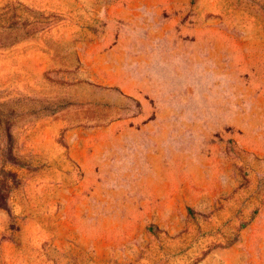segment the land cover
<instances>
[{
  "label": "rangeland",
  "instance_id": "rangeland-1",
  "mask_svg": "<svg viewBox=\"0 0 264 264\" xmlns=\"http://www.w3.org/2000/svg\"><path fill=\"white\" fill-rule=\"evenodd\" d=\"M0 264H264V0H0Z\"/></svg>",
  "mask_w": 264,
  "mask_h": 264
}]
</instances>
